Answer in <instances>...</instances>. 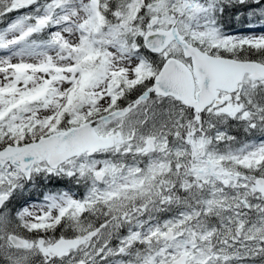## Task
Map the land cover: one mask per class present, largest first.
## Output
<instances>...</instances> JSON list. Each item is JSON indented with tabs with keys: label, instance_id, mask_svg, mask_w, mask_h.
<instances>
[{
	"label": "snow or ice",
	"instance_id": "6c2138e0",
	"mask_svg": "<svg viewBox=\"0 0 264 264\" xmlns=\"http://www.w3.org/2000/svg\"><path fill=\"white\" fill-rule=\"evenodd\" d=\"M0 25V264H264V0H0Z\"/></svg>",
	"mask_w": 264,
	"mask_h": 264
},
{
	"label": "trees",
	"instance_id": "16d2710c",
	"mask_svg": "<svg viewBox=\"0 0 264 264\" xmlns=\"http://www.w3.org/2000/svg\"><path fill=\"white\" fill-rule=\"evenodd\" d=\"M256 23H257L256 30H260L259 23L258 22H256ZM226 24H227L228 30L231 32H245V31H247V28H246L247 21L246 20L236 21L235 19L232 18V14H229V16L226 17ZM0 26H3V25H0ZM233 134L242 135V133H237V132H233ZM68 186L69 185L65 181L53 182L52 184H49L47 188H45L43 186V184H41L38 186L37 190L26 192L24 194V197H20L18 199L23 200V199L28 198L29 196H31L33 199H35L36 197L39 196L40 191H47L49 189H51V190L63 189V188L68 187ZM14 204H16L17 207L19 206V204L15 201H14Z\"/></svg>",
	"mask_w": 264,
	"mask_h": 264
},
{
	"label": "rangeland",
	"instance_id": "374dc122",
	"mask_svg": "<svg viewBox=\"0 0 264 264\" xmlns=\"http://www.w3.org/2000/svg\"><path fill=\"white\" fill-rule=\"evenodd\" d=\"M257 32L259 31V30H256ZM247 31H245V32H238V33H242V34H244V33H246Z\"/></svg>",
	"mask_w": 264,
	"mask_h": 264
}]
</instances>
